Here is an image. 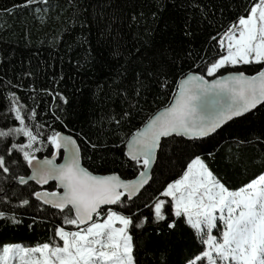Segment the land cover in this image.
<instances>
[{"label":"snow or ice","instance_id":"1","mask_svg":"<svg viewBox=\"0 0 264 264\" xmlns=\"http://www.w3.org/2000/svg\"><path fill=\"white\" fill-rule=\"evenodd\" d=\"M47 3L21 0L0 12L36 6L35 12L41 13L44 10L39 5ZM113 3L100 0L89 5L92 11L88 14L103 42L112 48L113 58L125 61L117 73L119 82L126 81L127 68L135 66L131 95L127 88L122 91L128 110L118 114L119 118L111 116L109 123L119 128L122 121H130L139 105L137 98L151 93L153 83L162 91L173 85L175 90L167 104L148 116L130 136H121L123 149L112 146L123 159L114 157L109 161L99 156L104 164L119 163L121 171L131 169L133 179L123 178L121 171L101 173L85 166V159L96 163L88 154L90 150L108 145H98L83 133L68 129L63 106L57 105L52 112L53 123L59 121L67 132L38 120L35 107L29 108L17 92L8 91L7 113L18 124L0 127V220L20 224L22 213L31 211L33 223L38 219L53 222V234L35 245L4 243L0 264H142L143 245L137 230L153 225L159 235L162 223L176 230L179 220L190 227L197 246L181 264H264V170L240 186L231 187L213 171L200 154V145L194 143L187 159L180 162L178 178L162 183L147 200L141 194L153 178L154 166L171 171V158L163 153L168 138L187 137L195 142L217 133L257 106L264 107V0H248L246 4L213 0L215 10L223 15L224 8H230L235 16L210 34L201 49L182 52L168 44L154 46L147 40V47H124L120 30L112 26L115 12L107 11ZM70 4L75 7V0ZM192 6L204 18L213 11L212 4L199 0ZM157 7L162 10L159 0ZM152 17L155 20L158 12ZM39 19L43 23L45 16ZM131 19L135 21L137 16ZM187 27L184 35L191 36ZM238 66H250L252 74ZM233 68L236 70H230ZM54 96L63 105L69 103L63 93ZM260 135L264 137V132ZM257 142L264 147V142ZM45 150L48 155H37ZM61 155L63 162L58 163ZM212 155L207 152V156ZM257 162L264 163V155ZM13 182L9 192L7 186ZM159 261L168 264L166 251L160 252Z\"/></svg>","mask_w":264,"mask_h":264},{"label":"trees","instance_id":"2","mask_svg":"<svg viewBox=\"0 0 264 264\" xmlns=\"http://www.w3.org/2000/svg\"><path fill=\"white\" fill-rule=\"evenodd\" d=\"M100 0H75V7L70 0H48L46 5L40 4L44 11L35 12V7H18L11 13L0 12V127L17 125L13 115L7 113L8 91H15L21 102L29 108L35 107L37 119L52 124L59 130L83 133L98 145L107 144L108 148L100 147L90 150L95 164H84L90 170L101 173L106 170L121 171L119 163L104 164L99 156L111 161L114 157L123 159L119 150H112L113 145L120 144L122 135H131L136 127L146 122L158 109L165 106L171 99L173 85L169 90H160L154 83L152 92L144 93L139 99L138 108L133 110L130 121H122L119 128L109 123V118L128 110V104L122 95L127 88L131 95L133 67H128V77L123 83L119 82L117 73L122 71L121 65L125 61L119 57L113 58L112 48L104 43V38L97 26L90 22L88 15ZM162 10L158 9V0H114L108 12H115L116 18L112 22L114 30H120L124 47L133 44L144 45L148 41L154 46L170 45L177 52L189 48L199 50L205 45L207 37L214 35L221 24H226L235 16L230 8H224L223 15L215 10V3L221 0H199L203 4H212L213 11L207 18L200 15L198 8L193 7L198 0H159ZM225 3H247L248 0H224ZM21 3V0H0V10ZM153 12H158L154 20ZM143 13L141 16L140 14ZM137 16L133 21L131 17ZM45 16L40 22L39 17ZM168 24L165 30L164 25ZM192 32L185 36V25ZM150 33V35H148ZM109 40L111 37L108 38ZM151 52V49H149ZM183 67L187 69V64ZM248 74L250 66H238ZM258 67V66H257ZM230 70H236L235 68ZM30 73V75H29ZM226 74V72H221ZM177 79L179 77L177 76ZM11 81V85L7 82ZM116 81V82H114ZM21 85V87H14ZM33 89L36 91L33 92ZM44 89L51 90L46 93ZM121 94H117V92ZM60 92L68 97L69 103L63 105L55 93ZM61 105L65 110L64 129L59 121L53 123L52 112ZM59 114V112H57ZM264 132V107L246 114L242 118L230 121L217 133L199 139L195 142L184 137L168 138L163 153L171 158V171L167 167L163 170L154 167L153 178L141 191L144 200L156 194L161 184L172 178H178L181 171L180 162L187 159L191 145L199 144L201 153L213 171L229 186L238 187L248 179L264 170V163L257 162L264 155V147L257 142H264L261 133ZM23 139L22 137L20 138ZM82 143V147L83 142ZM207 152H212L211 157ZM47 150L37 155L43 158L48 155ZM123 178L133 179L131 169L121 171ZM7 186L9 192L14 186ZM54 184V183H50ZM138 203L140 201H137ZM145 214L148 210L144 209ZM34 213H22V223L12 225L0 220V247L4 243H22L35 245L45 242L52 236L53 222L38 219L33 223ZM59 223V218H56ZM31 225V227H29ZM162 231L158 235L156 227L146 226L137 230L141 243L142 264H160L159 254L166 251L168 264H181L185 255L191 254L197 248L193 241V233L182 220L178 221L176 230L167 229L163 223L159 226Z\"/></svg>","mask_w":264,"mask_h":264},{"label":"water","instance_id":"3","mask_svg":"<svg viewBox=\"0 0 264 264\" xmlns=\"http://www.w3.org/2000/svg\"><path fill=\"white\" fill-rule=\"evenodd\" d=\"M226 74H227V73H226ZM226 74H225V75H226ZM209 78H211V77H209ZM257 107H259V106H257ZM228 123H229V122H228ZM218 131H219V130H218ZM214 134H215V133H214ZM212 135H213V134H212ZM184 138H187V137H184ZM205 138H206V137H205ZM187 139H189V138H187ZM202 139H204V138H202ZM57 162H58V163H62V162H63V155H61V156H59V157L57 158ZM154 167H155V166H154ZM150 181H151V180H150ZM150 181H149V182H150ZM50 183H55V182H51V181H50ZM147 185H148V184H147ZM147 185H145V187H146ZM142 190H143V189H142ZM142 190H141V191H142Z\"/></svg>","mask_w":264,"mask_h":264}]
</instances>
